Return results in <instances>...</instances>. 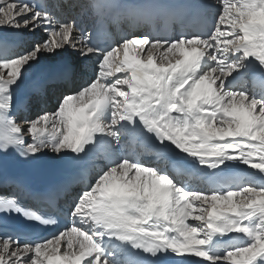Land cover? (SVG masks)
<instances>
[{"label":"snow or ice","instance_id":"6c2138e0","mask_svg":"<svg viewBox=\"0 0 264 264\" xmlns=\"http://www.w3.org/2000/svg\"><path fill=\"white\" fill-rule=\"evenodd\" d=\"M215 4L211 27L197 34L125 32L100 47L74 17L57 16L70 6L0 0V26L45 33L13 54L0 35V157L75 161L106 146V163L69 204L70 223L43 240L21 244L3 231L13 215L57 221L22 206L19 186L0 190V264H264V0ZM94 7L126 9L133 28L165 11L154 0ZM68 48L93 61L92 77L60 93L54 111L18 117L26 74ZM126 137L174 168L206 169L209 190L127 152ZM228 162L258 174L224 176ZM141 252L152 259H122Z\"/></svg>","mask_w":264,"mask_h":264},{"label":"bare ground","instance_id":"6f19581e","mask_svg":"<svg viewBox=\"0 0 264 264\" xmlns=\"http://www.w3.org/2000/svg\"><path fill=\"white\" fill-rule=\"evenodd\" d=\"M49 3H61L70 7H64L62 9H59L57 11V16L60 19H63L65 17H74L75 21L78 25H80L81 28L85 29L88 32H92L93 22L87 17H85V13L81 7L85 8L87 10V3L86 0H47ZM199 2L208 10L209 19L204 24H201L199 30L205 31L207 28L211 27L213 20H214V11L216 8L215 0H199ZM211 5L212 7H209ZM211 16V17H210ZM160 24L156 26V30L154 32H151L149 27H146L144 29L135 30L132 27L131 21L128 18V16H125L123 20L119 23L120 27V33L125 32H135L136 34H139L140 32H148L153 34H158L160 36H175V31L177 27L173 25L172 33H170L168 30L165 32L162 31V29H158ZM41 34L40 36L44 37L45 33L43 31V28L40 30ZM0 35H7L9 37L7 41V48L9 54L15 53V51H19L22 48H24L26 45H29L30 42L26 40L27 36L34 37V33L30 32L25 29H12L6 26H0ZM77 35H80V33H77ZM115 38H119L118 34L115 35ZM3 41H0V44H2ZM16 47V48H15ZM79 47V46H78ZM69 54L74 60V64L77 62V65L80 67H85L86 72H84L85 77L91 76L92 77V71L91 68L95 64L92 60H85V58L81 57L79 55V51L74 50L72 48H68L67 51L61 52L58 56H55L53 58H59L56 61H50V58H42L41 61L34 65V67L29 71L28 74H26L24 83L21 85V88L18 89L15 93L16 100L20 99L21 95H27L25 99V105L24 110H18L17 116L18 117H30L33 112H36L37 110H43L47 111L53 108L54 106V99L56 100L57 97L60 95V93L67 91L69 88H78L82 83H84L86 80L81 75V73H77L78 67L76 70L71 67L67 66L69 62H73L69 59ZM171 55V54H169ZM52 58V59H53ZM63 62V68L66 70L73 69L74 71H71L68 73V75L63 79H54L55 76H49L46 78L41 90V94L39 96V102L37 103L36 98L33 95V88L34 86L40 85L41 82L39 81L40 73L46 72L48 69L53 67L56 64ZM95 71V69H94ZM257 76H258V70H257ZM83 79H82V78ZM254 77H248L246 86L251 88L252 87V80ZM124 143L127 145V152H138L140 153V158L148 163L155 164L160 167L167 168L168 170L172 171L174 174H177L173 169L172 165L166 161L161 160L157 156L154 155L152 150H145L140 148L137 144L133 143L131 138L126 137ZM116 151H122L120 145H115ZM127 154V153H125ZM184 155V154H181ZM106 151L102 153L98 160H102L103 163H106ZM40 160L45 161H59L60 159L55 157V154L53 153H44L40 155ZM229 167L225 169V172L222 174L224 176H232V175H239L243 174L241 170L244 172H256L258 174V170L255 169H249L246 165L239 164L238 162H228ZM191 168V167H189ZM189 168H186V170H183L182 172L178 173L179 178L181 181L193 188H200L202 190H209V184L208 179L209 177L206 175L207 170H198L201 168V166L197 165V168L193 171H190ZM99 167L94 169L90 172V176L87 180L91 179L95 173L98 171ZM87 180H82L77 185H70L68 186L67 191L63 193V195L59 198L58 201V207L61 211L66 212L68 211L69 204L72 202L73 196L75 193L79 192L84 184L87 182ZM239 199V198H237ZM198 203V202H197ZM207 207V205H205ZM70 220L68 221L70 223ZM122 259H130L128 257H122ZM193 259H199V258H193Z\"/></svg>","mask_w":264,"mask_h":264},{"label":"rangeland","instance_id":"374dc122","mask_svg":"<svg viewBox=\"0 0 264 264\" xmlns=\"http://www.w3.org/2000/svg\"><path fill=\"white\" fill-rule=\"evenodd\" d=\"M68 17H65V18H63V19H67ZM26 30V29H25ZM40 30H41V28L40 29H37L36 31H35V33H34V37H31V36H27V38H26V40H28L29 42H30V44L33 42V41H35V40H37V39H40V38H42V36H40V34H41V32H40ZM28 45H26L25 47H27ZM24 47V48H25ZM23 49V48H22ZM17 51V50H16ZM15 51V52H16ZM59 58H50L49 60L50 61H56V60H58ZM68 60H71V61H73L72 63H74V60H73V58L71 57V55L69 54V59ZM71 62H69V65L70 64H72ZM75 66V68H77L78 67V71H77V73H81V75H83V77L85 78L84 80H87V79H89V78H91V76H86L85 77V74H84V72H86V70H84V69H86L85 67H80V66H78L76 63L73 65V67ZM55 67H57V66H55L54 65V68ZM94 69H95V66L93 65V67L91 68V71H92V74L94 73ZM82 78V77H81ZM83 79V78H82ZM54 106H53V108L52 109H50V110H47V111H54L55 110V108H56V106H57V99L55 100L54 99ZM43 112V110H37L36 112H33L32 113V115L29 117V118H32V119H34L35 118V116L37 115V113H42ZM104 165V164H103Z\"/></svg>","mask_w":264,"mask_h":264}]
</instances>
